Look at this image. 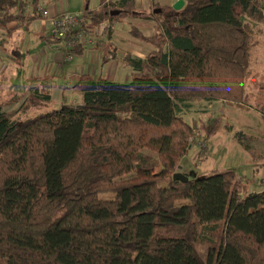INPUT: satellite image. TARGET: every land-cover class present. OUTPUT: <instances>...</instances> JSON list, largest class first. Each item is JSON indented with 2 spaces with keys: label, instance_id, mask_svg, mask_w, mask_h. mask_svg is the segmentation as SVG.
Wrapping results in <instances>:
<instances>
[{
  "label": "trees",
  "instance_id": "trees-1",
  "mask_svg": "<svg viewBox=\"0 0 264 264\" xmlns=\"http://www.w3.org/2000/svg\"><path fill=\"white\" fill-rule=\"evenodd\" d=\"M41 1L0 0L1 51L17 27L48 18ZM183 1L142 16L134 0H85L80 28L94 33L154 22L151 36L134 35L153 50L124 57L131 81L82 73L80 106L38 112L53 76H32L0 100V264H264V189L250 192L237 170L173 180L196 144L230 128L209 104L244 106L264 0ZM44 40L65 55L85 50ZM238 136L252 151V135Z\"/></svg>",
  "mask_w": 264,
  "mask_h": 264
},
{
  "label": "rangeland",
  "instance_id": "rangeland-1",
  "mask_svg": "<svg viewBox=\"0 0 264 264\" xmlns=\"http://www.w3.org/2000/svg\"><path fill=\"white\" fill-rule=\"evenodd\" d=\"M99 1L100 0H90V8H96L99 5ZM41 4L47 8L52 5L54 8L68 13L82 11L86 6L85 0H42ZM143 11L147 14H153L154 8H150L149 6ZM146 25H148L146 22L134 21L132 19H123L114 22V30L116 34L112 41L118 46L120 57L116 66L112 68L111 74L108 78L119 83H127L131 81L132 70L122 64V58L127 53L145 56L147 54L144 53L146 52V49H150V47L153 49L151 45L136 39L134 36L137 32L145 33L144 28ZM45 34L49 35L50 31L48 30ZM38 36L37 31L34 30L33 32H26L23 38L24 43L27 42L31 44L32 51L41 44ZM105 39L107 40V35H105ZM12 42L14 43L11 39L7 43L4 51L0 50V53L6 60L14 57L12 54ZM21 43L22 42H19V45H21ZM45 48L47 51L49 50V46L46 45ZM49 51L50 55L51 50ZM21 54L24 56L27 55L25 52H21ZM22 59L23 58L20 57V60L18 59V61H12V63L7 62L8 65L4 63L5 65L0 68V71H3V80H5L4 87L0 89V93H2L0 94V100L3 102L9 96H18L26 92L24 89L25 86L22 85L21 82L15 84L14 79L16 74H18L17 79L25 76L28 65L30 67L28 62L29 60L27 61L26 59ZM73 59L74 62H76L79 57L74 54L71 60ZM95 62L91 65L92 67L95 66ZM12 74L14 75V78H11ZM52 74H55V71H53ZM7 81L11 83V86L7 89L9 93L5 91L7 88ZM56 81L58 87L53 92L52 101L47 106L38 109V112L56 110L64 104L79 106L81 103V93L77 92L72 87L63 89L64 79L62 77L57 78ZM246 104L248 103H245V105ZM17 107L18 105H11L8 106L7 110H14ZM208 108L210 110H216L217 113H220L219 110L221 106H219L218 103H211ZM234 108L236 109H234L235 112H231L234 111L232 110L233 108H230L231 110H229V108L226 110L225 107L222 109L226 111L224 121L229 124L228 126H230V128H224L221 130L216 136L209 139L204 147H202V144H196L190 153L182 159L178 170L179 172L185 174L189 180H192L199 175H211L215 172L224 170H237L239 174L245 175L249 177V179L254 180V182L250 185V192H259L264 188V159L261 158L260 152L248 151L242 143V141H246L240 140L238 133L243 132L248 135H253L256 137L255 142L257 147H259L258 150H260V148L264 150V145H262L263 142H261L264 141V135L261 137V133H264V115L261 112L247 107L246 109L243 107ZM197 116V113H191L185 118L190 122H194L196 121Z\"/></svg>",
  "mask_w": 264,
  "mask_h": 264
},
{
  "label": "crops",
  "instance_id": "crops-1",
  "mask_svg": "<svg viewBox=\"0 0 264 264\" xmlns=\"http://www.w3.org/2000/svg\"><path fill=\"white\" fill-rule=\"evenodd\" d=\"M177 1V0H176ZM175 0H134L135 8L139 13H142V16H147L149 14L144 13V9L148 8H154L153 13L159 12L162 8L168 9L171 5H173ZM42 7L45 9H48L50 13L55 14L56 12H61V10H58L57 8H54L52 5L45 7L41 4ZM99 6V5H98ZM97 6V7H98ZM96 7V8H97ZM83 11V10H82ZM81 12V11H79ZM126 19H132L134 21H140V22H146L148 25L144 28L145 33L141 32L144 36H151L153 33V27L154 22L151 20H145L143 17H129ZM15 26V25H12ZM253 28L255 29V41L256 45L254 46V55L252 58V64H251V72L250 76L247 79V91H246V101L245 103H248L243 108L246 109L250 108L255 111L261 112L264 110V24H252ZM34 30L37 31L38 37L40 38L41 44L32 51L31 44L24 43V36L26 32H33ZM50 31V34H52V26L49 21V19H41L33 22L28 28H22L17 27L15 29V36L12 41V46H16L18 53L17 55H13L14 57H11L12 59L6 60L3 57L2 65H8V63H12V61H18L20 60V57L23 59H26L30 67L28 65V69L25 72V76H23L20 79H17L16 74L15 78L14 75H11V78L13 77L15 79V84H18L21 82L22 85L25 86L26 91V83L27 79H29L32 76H47L52 75V97L54 90L57 89V78L62 77L64 79L63 89L64 88H70L75 85V83L78 81L79 75L82 73H89L94 76H106L107 78L111 74V70L114 66H116L117 62L119 61V48L115 43H113V38L115 37V30H114V24L106 23L104 26H102L96 33H94V39L95 43L90 45L89 47H85V50L81 53H76V55L79 57L78 61L74 62V59L71 61H67L66 57V50L63 47V45H60V47L55 46H49L47 42L44 40L45 33L47 31ZM40 33V34H39ZM48 35V34H47ZM105 35H107V40L105 39ZM138 39V38H136ZM140 40V39H138ZM141 41V40H140ZM19 42H22L21 45H19ZM143 42V41H142ZM145 43V42H144ZM148 44V43H146ZM46 45L49 46V50H51V53L49 55V50H46ZM151 45V44H149ZM152 46V45H151ZM153 47V46H152ZM53 50V51H52ZM55 50V51H54ZM153 49H146L144 53H149ZM21 52H25L27 55L24 56L21 54ZM140 53V52H139ZM132 56L138 57V58H144L145 56H139L134 53H127ZM126 54V55H127ZM2 55V54H1ZM125 55V56H126ZM143 55V54H141ZM3 56V55H2ZM124 56V57H125ZM124 57L122 58V64L126 66L124 63ZM22 59V60H23ZM72 59V58H71ZM96 61V62H95ZM8 62V63H7ZM95 62V66L92 67L91 65ZM5 63V64H4ZM0 67V68H1ZM128 67V66H127ZM130 68V67H128ZM131 69V68H130ZM53 71H55V74H52ZM99 73V74H98ZM4 79V78H3ZM1 80L2 87H4L5 80ZM110 79V78H109ZM11 86V83L7 81V88L5 91L8 92V88ZM1 92V91H0ZM2 94V93H0ZM219 106H223V104L218 103ZM15 105H20V103H14ZM239 107V106H235ZM8 106H4V110H7ZM219 111H222V108ZM232 110H234V107H230ZM229 108V110H231ZM12 109H9L8 111H11ZM236 110V109H235ZM231 111V112H235ZM248 110V109H247ZM264 135V133H261V137ZM256 137L252 135V151L253 152H260L261 158L264 159V150L262 148L259 149L256 145ZM262 145H264V141ZM264 148V146H263ZM258 155V154H257ZM259 156V157H260ZM264 164V163H263ZM179 171V170H178ZM245 176V175H244ZM249 178V177H248ZM253 180V179H251ZM254 182V180H253ZM264 189V188H263ZM262 189V190H263Z\"/></svg>",
  "mask_w": 264,
  "mask_h": 264
},
{
  "label": "built area",
  "instance_id": "built-area-1",
  "mask_svg": "<svg viewBox=\"0 0 264 264\" xmlns=\"http://www.w3.org/2000/svg\"><path fill=\"white\" fill-rule=\"evenodd\" d=\"M39 10L47 15L52 26V33L61 40L68 39L67 50L76 47L77 45L89 47L95 43L93 29L90 27L80 28L84 23L82 11L76 13L61 11L53 14L48 10H43L41 7ZM71 58L72 55L69 54L67 55L66 60H71Z\"/></svg>",
  "mask_w": 264,
  "mask_h": 264
},
{
  "label": "water",
  "instance_id": "water-1",
  "mask_svg": "<svg viewBox=\"0 0 264 264\" xmlns=\"http://www.w3.org/2000/svg\"><path fill=\"white\" fill-rule=\"evenodd\" d=\"M183 5H184V1L183 0H178V1H176L174 3L173 8L176 9V10H179V9H181L183 7ZM112 14L116 15V14H118V11H114V12H112ZM173 180H177V181H180L182 183H187L189 181V178L185 174L177 171L173 175Z\"/></svg>",
  "mask_w": 264,
  "mask_h": 264
}]
</instances>
